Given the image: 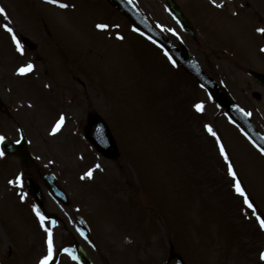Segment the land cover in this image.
<instances>
[{"label": "rangeland", "instance_id": "rangeland-1", "mask_svg": "<svg viewBox=\"0 0 264 264\" xmlns=\"http://www.w3.org/2000/svg\"><path fill=\"white\" fill-rule=\"evenodd\" d=\"M103 1L60 0L69 5L62 8L46 0H0L10 18L0 15L2 111H10L35 162L56 175L69 200L59 205L43 188L55 249L50 264H80L75 241L94 264H164L172 251L186 264H264V229L257 233L255 214L234 186L239 180L264 217V154L204 92L191 93L163 51ZM131 1L159 32L212 69L264 134V90L249 73H264V39L257 31L264 28V0H176L194 40L161 0ZM6 22L20 41L25 36L35 44L33 50L23 46L24 57L2 27ZM98 22L109 25L103 34L120 26L125 42L108 40ZM86 56L87 63L77 60ZM28 63L33 70L18 74ZM64 67L69 71L62 75ZM196 104L203 105L200 113ZM61 109L64 123L53 134ZM2 114L0 135L18 140L19 130ZM94 114L108 119L118 158L98 156L80 140ZM89 169L92 178L82 179ZM23 174L17 157H0V264H40L47 254V233ZM17 176L22 187L9 184ZM75 216L87 225V237L79 235Z\"/></svg>", "mask_w": 264, "mask_h": 264}, {"label": "water", "instance_id": "water-1", "mask_svg": "<svg viewBox=\"0 0 264 264\" xmlns=\"http://www.w3.org/2000/svg\"><path fill=\"white\" fill-rule=\"evenodd\" d=\"M113 5H115L117 8H119L122 12H124L126 15L128 16H135L138 20H140L141 22H143L139 16L137 15V13H135V11L125 2V0H109ZM169 2V6L171 9V12L178 18V20L181 22V24L183 25V27L185 28V31L188 32V34L192 35L191 32V26L189 25V23L185 20V18L175 9V6L172 2H170V0H166ZM145 30L154 35L152 33L151 30L145 28ZM164 44L166 45V47H168L169 49L173 51H177L176 49H174L173 47L170 46V44H168L167 42H164ZM180 59L182 60V62H179L182 64V66L186 67L187 70L189 69L191 72H193L194 74H196V76L205 84H208V80L205 78L204 75L201 74V72H199L198 67L195 65L194 62H192L190 55L187 52L181 53L180 52ZM258 78H260V80L262 82H264V76H258ZM264 84V83H263ZM209 87L211 89H213L214 94L215 91L217 90L215 87H213L212 85H209ZM219 99L221 100L222 103L226 104L228 107L230 106V111L232 112V116H236L239 117L241 116V114L239 112H237V110L232 107L230 105L229 102H227V100H225L223 97L219 96ZM233 116V117H234ZM235 118V117H234ZM242 118V117H241ZM240 123V122H239ZM106 127L99 121V120H95L93 121V123L90 126V129H87V136L90 138V140L93 142V144L104 154L106 155H112V150H111V141L108 135L107 130L105 129ZM251 134V132H249ZM253 139L261 146L264 147V140L259 138L258 136H253ZM3 148L5 150H8V152H17V154H19L22 163L27 167L30 168L32 166V161L29 157V154L26 152L25 148L23 146H13L10 144H6L3 143ZM30 173V172H29ZM45 178V175H42ZM26 183H27V188L30 192V195H32V197L35 199V201L41 205L42 204V195L40 192V189L38 188L37 185H35L33 178L31 176V174H27V178H26ZM49 189L53 192L52 194H57L58 191L53 188V185L49 183ZM77 256L78 258L82 261L83 264H91L89 262V260L87 259V257L85 256V254L83 253V251L77 247ZM170 264H181L177 258H174Z\"/></svg>", "mask_w": 264, "mask_h": 264}, {"label": "snow or ice", "instance_id": "snow-or-ice-1", "mask_svg": "<svg viewBox=\"0 0 264 264\" xmlns=\"http://www.w3.org/2000/svg\"><path fill=\"white\" fill-rule=\"evenodd\" d=\"M46 2L50 3V4H58L59 7H62V8L69 7V5L61 3L60 0H46ZM212 3L216 4V0H212ZM219 6H222V5H219ZM0 15H3L6 20H10V18L7 16L6 10L3 7H0ZM2 27L4 28V30H6L11 35L12 41L14 42V44L16 46V50L23 55L24 47H23L21 41L17 38V35H16L14 29L7 22L4 23L2 25ZM96 27L98 29L104 30V29H107L109 27V25L104 24V23H99V24L96 25ZM257 31L260 32L261 34H264V28H258ZM120 38L122 39L123 37H120ZM261 50L264 51V49H261ZM173 64H175V61H173ZM33 68H34V65L32 63H28L26 66H22L19 69H17V72L20 75H24V74H26L28 72H31L33 70ZM195 107H196V109L198 111H202L203 110V105L202 104H196ZM248 115H251V113H248ZM63 123H64V117H63V115H61L59 121L52 128L53 134H55L57 131H59V129L62 126ZM206 128H207L209 133H211L213 136H216V133L213 131V129H212V127L210 125H206ZM4 139H5V137L0 135V143H3ZM16 143L19 144V143H21V141L17 140ZM260 151L262 153H264V147H261ZM220 152L224 156L225 160H228V156H227V153L224 150V146L223 145L220 146ZM4 155H5L4 150L0 149V157H3ZM95 167L99 168L100 165L97 164ZM228 172L233 177V179L236 180V175L237 174L234 171L231 162H229V164H228ZM92 176H93V169H89L87 172L84 173V176H82L81 178L82 179L85 178V177L92 178ZM9 184L19 185L20 187L23 186V182H22V179H21L20 176H17L15 180H10ZM234 186H235L236 191L240 195L244 196V203L247 204L250 209H252L254 214H256V219L259 222L260 228L264 229V217H262L260 214L256 213V209L254 208L252 202L248 199L247 195L244 193V190H243V188L240 185V181L236 180ZM25 196H26V193H23V192L20 193L21 200H23L25 198ZM33 209H34V211H35V213H36V215H37V217H38V219L40 221L41 227H43L44 231L47 233V240H46V243H47V254L44 255V257L41 259L40 264H50V262L53 260V254H54V251H55L54 242H53V232H52V229L50 227L46 226V224H45V222L48 220V217H46L39 210V208H37L36 206H33ZM52 223L55 224V221H52ZM65 251H67V250H65ZM260 259L262 261H264V252H262L260 254Z\"/></svg>", "mask_w": 264, "mask_h": 264}]
</instances>
